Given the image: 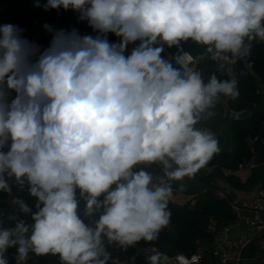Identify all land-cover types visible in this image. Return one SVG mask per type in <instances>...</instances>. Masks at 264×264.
Returning <instances> with one entry per match:
<instances>
[{"label": "clouds", "instance_id": "clouds-1", "mask_svg": "<svg viewBox=\"0 0 264 264\" xmlns=\"http://www.w3.org/2000/svg\"><path fill=\"white\" fill-rule=\"evenodd\" d=\"M34 7L71 10L95 35L46 23L42 46L20 26L0 24V192L27 189L35 198L32 206L12 198L31 223L11 215L6 227L0 219V264H9L11 248L16 264L30 252L61 264H108L105 241L126 250L157 240L170 223L171 182L193 178L220 151L215 134L197 125L215 116L221 96L238 97V81L228 70L229 79L212 74L206 82L183 44L204 46L198 59L220 69L235 64L264 42V0H34ZM174 47L180 55H162ZM153 164L162 175L139 167ZM148 264L168 257L157 253Z\"/></svg>", "mask_w": 264, "mask_h": 264}, {"label": "trees", "instance_id": "trees-1", "mask_svg": "<svg viewBox=\"0 0 264 264\" xmlns=\"http://www.w3.org/2000/svg\"><path fill=\"white\" fill-rule=\"evenodd\" d=\"M17 4H19L20 15L9 17L6 24L18 25L25 29L24 35L42 46H47L50 40V34L44 29V24L47 23L68 30L74 28L70 22V10L64 11L61 9L59 12L56 10L45 12L43 8L34 7V0H0V17L5 15L6 9H14ZM77 28L92 31L86 21H79ZM108 38L110 41L117 39L112 34H109ZM183 45L196 56V71L202 74L206 82L212 74L217 75L219 79H229L230 77L226 75L228 70L235 75L238 81L239 95L235 99L229 97L228 105L231 109L249 111L250 113L240 121L234 122L230 127L237 141L234 153L232 155L228 154L219 146L220 151L206 164L215 165V172L220 170L227 172L228 175L224 174V176L238 187L239 181L232 172L239 168V164L251 160H264V144L257 142L253 147L249 143L250 138L262 134L264 127V111L260 112L256 109L263 99L259 79L264 82V42L254 41L246 58L237 59L235 64L229 62L230 65L227 64L224 69L219 68L220 62L208 58L198 59L204 52V46L192 41H188ZM174 49L175 47L165 48L162 55L169 56ZM248 61L252 62L251 67L248 66ZM221 97L225 98L224 96ZM223 125L224 119H221L215 123L214 127H223ZM250 181L254 180L251 179ZM261 187L264 188V178H262ZM13 190L12 198L19 197L30 206L35 204L34 198L28 194L27 189L19 191L14 187ZM82 204L83 201H81ZM168 209L171 212L170 223L160 232L157 240L152 242L140 241L126 250L115 243L109 244L107 242L105 244L106 250L111 254L108 264H133V257H135L134 264H148V257L157 254L145 255L143 249L149 246L158 247V253L166 255L168 259L176 253L192 255L200 246L211 245L215 241V235L208 230L212 221H216L218 226H222L234 218L229 198L218 195L214 189L198 194L194 199V203L190 201L186 204H179L170 199ZM11 215L23 219L26 223H31L30 214L20 213L18 206L13 203L0 201V219H5L6 227L12 226L11 222L6 219ZM84 219L86 223L92 222L91 217H85ZM204 254L200 264H219L217 257L213 255L210 248L205 249ZM6 258L9 264H16V249H9ZM113 259H117L118 262H114ZM23 264H61V262L58 256L51 254L38 256L30 252Z\"/></svg>", "mask_w": 264, "mask_h": 264}, {"label": "built area", "instance_id": "built-area-1", "mask_svg": "<svg viewBox=\"0 0 264 264\" xmlns=\"http://www.w3.org/2000/svg\"><path fill=\"white\" fill-rule=\"evenodd\" d=\"M70 12V22L81 35L84 33L95 35V33L89 29L81 30L77 28V25L79 24L77 14L71 10ZM183 50L193 57V61L191 62L190 66L193 68V70H196V56L191 51L187 50L184 45ZM176 55H180V53L175 48L174 51L169 54V56ZM242 58H246V56ZM224 63L225 66L228 64L227 62ZM248 66H252L251 61H248ZM229 109V116L232 120L237 122L242 119L240 115L243 111L234 110L231 108ZM257 142L264 144L263 133L255 138L249 139V143L253 147ZM257 166L258 163L255 160H251L249 162L240 163L238 169H254ZM215 169V165H206L205 167L201 168V170H203L207 176L214 174ZM217 193L222 197H225L226 195L222 190H219ZM230 203L233 209L234 218L222 226H218L216 221H212L208 227V230L211 231L215 236L216 234H221L224 236V238H227V236H229L233 230H240V234L233 243L222 241L216 244L213 247V253L215 257H217L220 264H264V188L261 186L258 187L254 195L250 198L239 201L231 200ZM254 244L258 247V251L247 256L245 251ZM143 252L145 255H149L150 253H158L159 248L156 246H149L144 248ZM204 252L205 247L200 246L192 255L176 253L169 257L168 264H200L203 260ZM113 261L118 262L117 259H113Z\"/></svg>", "mask_w": 264, "mask_h": 264}, {"label": "crops", "instance_id": "crops-1", "mask_svg": "<svg viewBox=\"0 0 264 264\" xmlns=\"http://www.w3.org/2000/svg\"><path fill=\"white\" fill-rule=\"evenodd\" d=\"M19 4L16 5L14 9H6L5 15L0 17V23L6 24L7 20L11 16H18L20 15ZM230 65L229 62H227ZM230 67V66H229ZM259 84L263 91V99L260 105L256 107L257 111L263 112L264 111V82L259 79ZM229 97H221L220 100L216 103L214 111L216 114L210 120L201 121L197 127L200 128H207L211 130L215 136L218 138L219 146H221L228 154H233L237 141L233 136V133L230 129L232 124L236 121L226 118L225 112L227 108H230L228 105ZM224 119L223 127H214L216 122ZM228 120H231V123H228ZM217 128V129H216ZM263 136H264V127H263ZM258 166L254 169H237L236 171L232 172V174L238 179L239 186H235L230 180L226 178L225 175H228L227 172L220 170L219 172H215L214 174L207 176L203 170H199L193 178L185 177L183 180L180 181H172L173 187V195L171 200L179 203V204H186L188 202L194 203L195 197L200 194L204 193L209 189H214L216 192L222 190L225 192V197H228L231 201H239L243 199L250 198L254 195L258 187L262 184V178H264V160L263 161H256ZM139 167H144L146 171L151 172L154 176L162 175L161 166L157 164L153 165H141ZM223 172V174H222ZM253 179L254 181H250ZM183 184V189L180 188V185ZM243 185V186H242ZM14 190L12 191L11 195H8L4 192H0V201H6L12 204V195ZM81 210H83V204L81 205ZM92 221H94L98 217H91ZM240 234V230H233L227 238L222 236L221 234H216L215 241L211 245H202L205 249L210 248L213 253V247L222 242L226 241L227 243H233ZM107 241H105V244ZM258 251V247L254 244L250 246L245 253L248 255L254 254ZM205 255V254H204ZM214 255V253H213ZM215 256V255H214ZM264 257V252H263ZM219 262V261H218ZM220 264V263H219Z\"/></svg>", "mask_w": 264, "mask_h": 264}, {"label": "water", "instance_id": "water-1", "mask_svg": "<svg viewBox=\"0 0 264 264\" xmlns=\"http://www.w3.org/2000/svg\"><path fill=\"white\" fill-rule=\"evenodd\" d=\"M132 47H133V45H130L129 46L128 53L131 51V48ZM249 113H250L249 111H243L240 116H241V118H245ZM229 114H230V109L227 108L226 109V112H225V116H226V118L231 119L230 116H229ZM34 202H35V198H34Z\"/></svg>", "mask_w": 264, "mask_h": 264}, {"label": "rangeland", "instance_id": "rangeland-1", "mask_svg": "<svg viewBox=\"0 0 264 264\" xmlns=\"http://www.w3.org/2000/svg\"><path fill=\"white\" fill-rule=\"evenodd\" d=\"M228 123H231V120H228Z\"/></svg>", "mask_w": 264, "mask_h": 264}]
</instances>
